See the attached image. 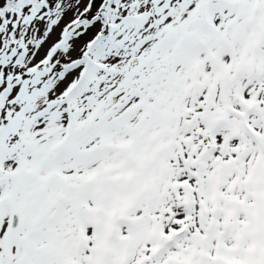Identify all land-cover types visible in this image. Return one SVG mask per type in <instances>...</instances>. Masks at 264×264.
I'll list each match as a JSON object with an SVG mask.
<instances>
[{"label":"snow or ice","instance_id":"obj_1","mask_svg":"<svg viewBox=\"0 0 264 264\" xmlns=\"http://www.w3.org/2000/svg\"><path fill=\"white\" fill-rule=\"evenodd\" d=\"M0 264H264V0H0Z\"/></svg>","mask_w":264,"mask_h":264}]
</instances>
